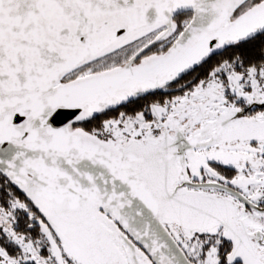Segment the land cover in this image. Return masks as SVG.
I'll return each instance as SVG.
<instances>
[{
	"label": "snow or ice",
	"instance_id": "6c2138e0",
	"mask_svg": "<svg viewBox=\"0 0 264 264\" xmlns=\"http://www.w3.org/2000/svg\"><path fill=\"white\" fill-rule=\"evenodd\" d=\"M0 264H264V0H0Z\"/></svg>",
	"mask_w": 264,
	"mask_h": 264
}]
</instances>
